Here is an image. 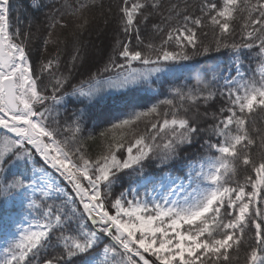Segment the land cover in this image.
<instances>
[{"label": "snow or ice", "instance_id": "snow-or-ice-1", "mask_svg": "<svg viewBox=\"0 0 264 264\" xmlns=\"http://www.w3.org/2000/svg\"><path fill=\"white\" fill-rule=\"evenodd\" d=\"M29 6L56 50L34 60L0 0V264H264V0H118L101 60L80 38L104 0Z\"/></svg>", "mask_w": 264, "mask_h": 264}, {"label": "trees", "instance_id": "trees-1", "mask_svg": "<svg viewBox=\"0 0 264 264\" xmlns=\"http://www.w3.org/2000/svg\"><path fill=\"white\" fill-rule=\"evenodd\" d=\"M31 0H12L13 3V11H12V24H13V28L15 29V27L17 26V17L20 18L21 23L19 24V27L21 28V30H27L28 26H29V21H31V31L33 33V39L31 41V46H30V53L33 56V59L35 60L36 56H37V50H39L40 53H44V49H43V38L45 36V29H46V20H45V16L47 13L50 12V8L46 7L43 8L40 11H36L35 9L31 8L30 5ZM43 2L47 5H51L53 3H56L57 0H43ZM72 2L74 3L75 0H72ZM118 0H104V4H105V8H104V13L108 16L109 19V23L108 24H103V26H101L102 31H101V35L97 36V44L99 45L98 48V53L96 54V59L97 60H101L102 56L105 53H108L110 51L111 45L115 42V39L117 37V35L120 36L121 39L124 38L123 33L117 32V24H116V4H117ZM172 2L174 3H179L181 5V7H183L184 4V0H172ZM190 3H195L196 0H189ZM111 4L112 5V12L108 13V5ZM58 6V4H57ZM191 10V9H190ZM90 18L95 16L96 19L92 21V23L89 25L88 27V31L86 30L82 37L80 38L81 41L85 40V37H87V32H92L94 30V28L96 27V23H97V19H99L100 16V9H96L95 11L91 12L89 14ZM103 18V17H102ZM69 21L71 20V18H68ZM104 29V30H103ZM57 31L60 33V35L62 37L68 36V33L71 31V28L69 29H57ZM92 37V36H90ZM89 37V38H90ZM89 38H86V41L89 40V44H92L93 42V38L90 40ZM237 40L240 39L239 35H237L235 37ZM95 39V38H94ZM201 39H203L205 42H210L213 39V35L212 32L210 30H208V35L207 36H201ZM69 40V46L67 48V50H65L64 45H59L60 47V52H61V57L62 60H67L69 59V55L67 53H70L73 49H72V38L68 37ZM158 42V41H157ZM133 45L136 44L135 39L133 38L132 41ZM88 48V46H87ZM89 49V48H88ZM56 50V46L53 45H49L48 46V52L44 53V55L46 56H50L53 52H55ZM215 55V54H214ZM227 57V53H225L223 56H221V59H226ZM199 59V58H197ZM134 67L137 68H142V65L139 64H135L133 65ZM254 68L257 67L255 65V63H253L252 65ZM245 67H248V62L245 61ZM83 77H78L77 78V82L79 79H82ZM167 78L164 77L163 75L161 76V80H166ZM192 83L194 84L195 81L193 80ZM154 87H156V85H153ZM170 85L168 83L164 84L163 87V91L165 93H167L168 89H169ZM141 95H143V93H141ZM160 99L165 98L164 96L159 97ZM155 101H151L150 103H154ZM72 105H68V108L71 110ZM166 107V106H165ZM164 108H161V113H163ZM254 120H255V124L257 128L260 129H264V112H257L254 115ZM104 127V125H101V128ZM92 129V125H89L88 129L85 132V135H87L88 131H91ZM100 129H96V132H98ZM140 130L143 131L144 130V124L142 123L140 125ZM213 142L216 141L215 137L211 138ZM99 141L97 140L96 143H93L92 141H88L89 144V149H90V154L93 156V158L95 157V155L97 154L98 145ZM259 143V141H258ZM203 144V138L199 139L198 142L196 144H194L191 148L186 149L187 155H189L190 157H192L193 159L197 158V157H206L208 155H215L214 150L209 151L207 149V146L205 147H201V145ZM185 153L182 152V155H184ZM255 155V153H254ZM245 173L243 171L240 172V180L243 181ZM254 175V174H253ZM249 243H254L253 240H249ZM250 249L247 248V246H245L244 248L241 249V252L239 253V259L238 260H234L233 264H246V252L249 251ZM235 255V253H234ZM146 258L150 259L148 256H146Z\"/></svg>", "mask_w": 264, "mask_h": 264}, {"label": "rangeland", "instance_id": "rangeland-1", "mask_svg": "<svg viewBox=\"0 0 264 264\" xmlns=\"http://www.w3.org/2000/svg\"><path fill=\"white\" fill-rule=\"evenodd\" d=\"M103 24H104V19L102 17L97 19V23L95 25L96 27L94 28V30L90 33L87 32V37H85V40L81 41V43L84 44L86 47L88 46L90 51H95L96 54L98 53V48H99V45L97 44V41H98L97 36L101 35V31H102L101 26H103ZM90 36H92V37H90ZM86 38H89L90 40L93 38V41H91L93 43L89 44V40L86 41ZM0 243H3V241H0ZM145 255L148 256L147 254H145ZM149 258H151V260L154 259V257H149ZM157 264H158V262H157Z\"/></svg>", "mask_w": 264, "mask_h": 264}]
</instances>
